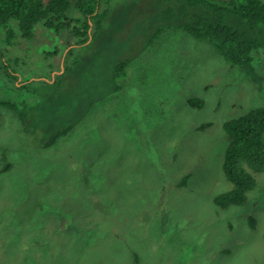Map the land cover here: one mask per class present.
Listing matches in <instances>:
<instances>
[{
    "label": "rangeland",
    "instance_id": "obj_1",
    "mask_svg": "<svg viewBox=\"0 0 264 264\" xmlns=\"http://www.w3.org/2000/svg\"><path fill=\"white\" fill-rule=\"evenodd\" d=\"M108 1L107 27L60 71L21 45L26 88L0 78V264H264V174L244 206L213 201L232 188L223 123L264 107V87L181 29L148 44L164 0Z\"/></svg>",
    "mask_w": 264,
    "mask_h": 264
},
{
    "label": "trees",
    "instance_id": "obj_2",
    "mask_svg": "<svg viewBox=\"0 0 264 264\" xmlns=\"http://www.w3.org/2000/svg\"><path fill=\"white\" fill-rule=\"evenodd\" d=\"M72 3L73 0H0V78L9 82L13 89L19 91L29 83L19 81L22 75H26L25 71H19L21 45L25 51L33 52V57L39 56L40 66L48 69L50 75L61 70L62 57L70 55L78 46L86 45L94 33L104 30V25L107 27L106 20L111 11L108 0H76L74 5ZM72 6L81 17L67 15ZM158 18L162 26L156 29L148 44L165 29H181L195 40L211 44L217 54L243 70L258 88L264 87L262 0H164ZM54 40L67 45L60 58L57 51L43 49ZM128 64V59L116 62L114 77L122 76ZM63 75L64 72L59 77ZM36 78L41 77L36 75ZM35 82L48 86L55 84L43 80ZM189 104L200 107L203 102L191 100ZM4 105L14 117L26 118L14 103ZM208 126L203 124L198 129ZM73 127L69 125L53 132L46 147L66 137ZM223 129L230 140L224 152L222 172L232 188L215 196L213 201L218 208L225 210L244 206L248 194L256 186L254 175L264 174V107L250 109L224 122ZM7 169L5 166L1 172ZM248 221L253 228V218L248 217Z\"/></svg>",
    "mask_w": 264,
    "mask_h": 264
},
{
    "label": "bare ground",
    "instance_id": "obj_3",
    "mask_svg": "<svg viewBox=\"0 0 264 264\" xmlns=\"http://www.w3.org/2000/svg\"><path fill=\"white\" fill-rule=\"evenodd\" d=\"M233 259H234V258H232V260H230V262L233 261ZM236 259H237V258H236ZM230 262H229V263H230ZM231 264H232V263H231Z\"/></svg>",
    "mask_w": 264,
    "mask_h": 264
},
{
    "label": "water",
    "instance_id": "obj_4",
    "mask_svg": "<svg viewBox=\"0 0 264 264\" xmlns=\"http://www.w3.org/2000/svg\"><path fill=\"white\" fill-rule=\"evenodd\" d=\"M90 31V30H89Z\"/></svg>",
    "mask_w": 264,
    "mask_h": 264
}]
</instances>
